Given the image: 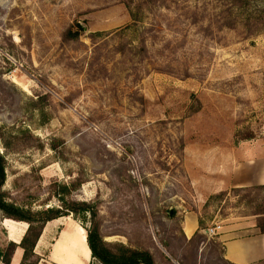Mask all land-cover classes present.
Masks as SVG:
<instances>
[{
    "label": "rangeland",
    "instance_id": "374dc122",
    "mask_svg": "<svg viewBox=\"0 0 264 264\" xmlns=\"http://www.w3.org/2000/svg\"><path fill=\"white\" fill-rule=\"evenodd\" d=\"M242 147L264 148V0H0L7 202H85L112 252L223 264L206 230L253 212L203 182L229 177ZM188 212L205 228L190 241ZM91 215L46 225L26 264H98L81 245ZM27 227L0 211V251Z\"/></svg>",
    "mask_w": 264,
    "mask_h": 264
},
{
    "label": "trees",
    "instance_id": "16d2710c",
    "mask_svg": "<svg viewBox=\"0 0 264 264\" xmlns=\"http://www.w3.org/2000/svg\"><path fill=\"white\" fill-rule=\"evenodd\" d=\"M79 32L68 31L66 37H78ZM25 140L31 141L28 134L23 133ZM5 183V167L4 157L0 154V211L5 219L15 222H23L28 225L21 240L18 243L9 242L4 251H0V262L2 264H10L11 258L17 248L22 250V257L20 264H26L25 260L35 257L34 248L42 234L45 225L58 219L61 216H67L69 214H77L78 212L84 219L85 214L91 215L90 226L85 231V241L90 252V256L98 264H153V258L147 251H138L125 249L120 247L118 253L112 252L101 241L99 231L96 223L94 222V215L91 212H95L90 205L85 202L72 204L75 208H67L64 212L59 209L49 208L47 210L39 212H31L30 209L23 210L9 203L5 200V193L3 192V185ZM239 199L240 203H245L249 208H252L255 224L260 233H264V186L248 187L242 189L231 190ZM244 193L243 195H239ZM218 196H224L223 192H220ZM201 226V223H200ZM191 240V239H190ZM188 240V241H190ZM217 244H219L217 242ZM220 245L221 253H223V247ZM36 258V257H35ZM223 264H228L221 259ZM264 264V262H262ZM29 264H36V261Z\"/></svg>",
    "mask_w": 264,
    "mask_h": 264
},
{
    "label": "crops",
    "instance_id": "0c3cea01",
    "mask_svg": "<svg viewBox=\"0 0 264 264\" xmlns=\"http://www.w3.org/2000/svg\"><path fill=\"white\" fill-rule=\"evenodd\" d=\"M241 149L243 154H247L242 155L243 159L229 166L227 169L229 177L223 176L222 173V176L214 174L212 178L207 177L204 180L203 186L205 191L208 192L206 196L216 195L232 189L264 186V148L257 153L251 151L250 147H242ZM183 219L182 231L188 240L200 231L203 233L205 228L200 226L197 213H185ZM255 219L254 216L227 213L219 223H216L220 224L221 228L214 240L223 247L222 259L228 264H263L264 233H260L256 227ZM55 220L57 221V219ZM55 220L48 222L46 225ZM38 242L34 250L38 249ZM34 253L38 255L37 252ZM21 257L22 250L17 248L10 264H20ZM56 262V264H67L63 260ZM0 264L2 263L0 262Z\"/></svg>",
    "mask_w": 264,
    "mask_h": 264
},
{
    "label": "built area",
    "instance_id": "2783aa9c",
    "mask_svg": "<svg viewBox=\"0 0 264 264\" xmlns=\"http://www.w3.org/2000/svg\"><path fill=\"white\" fill-rule=\"evenodd\" d=\"M220 226L219 225H216L214 227H210L206 230V234L209 236V237H212V236H215L218 234L219 230H220Z\"/></svg>",
    "mask_w": 264,
    "mask_h": 264
},
{
    "label": "bare ground",
    "instance_id": "6f19581e",
    "mask_svg": "<svg viewBox=\"0 0 264 264\" xmlns=\"http://www.w3.org/2000/svg\"><path fill=\"white\" fill-rule=\"evenodd\" d=\"M69 242H74V238H73V236L72 235H68V237L63 241V242H61V244H68ZM84 248H86V249H88L87 248V244H86V242H85V239H84V241L82 242V244H81ZM80 245V246H81Z\"/></svg>",
    "mask_w": 264,
    "mask_h": 264
}]
</instances>
